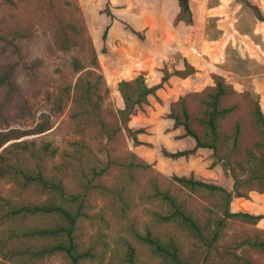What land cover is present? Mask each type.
<instances>
[{
	"label": "rangeland",
	"instance_id": "374dc122",
	"mask_svg": "<svg viewBox=\"0 0 264 264\" xmlns=\"http://www.w3.org/2000/svg\"><path fill=\"white\" fill-rule=\"evenodd\" d=\"M12 1L13 4L8 5L0 0V69L13 65L10 90L0 87V131H12L20 136L7 141L2 147L9 148L12 142L27 141L35 147L47 145L54 149V154L43 161L42 171L47 177L60 179L64 197L81 195L82 211L86 216L76 222L78 245L85 247L95 238L102 240L95 246L96 257L85 259L82 263L126 264L123 260V240H126L134 247L132 264H162L144 244L129 234L128 228L132 225L138 232L148 229L162 241L173 238L179 247L181 264H242L244 259L264 264L263 252L241 243L246 236L257 235L264 239V195L249 186L239 187L246 197L231 196L228 209L231 212L262 214L263 217L255 224L227 218L218 238L211 244H207L204 237H195L173 222L154 221L151 213L162 210L163 206L157 200L146 198L152 183L158 189L167 190L199 223L209 225L204 231L205 236L210 234L219 219L221 200L217 195L189 192L179 186L172 175H192L230 191L232 179L229 171L221 166L222 159L214 161L210 149L209 152L195 150L175 159L163 156L162 148L169 152L190 148L189 140H178L174 137L176 132H170L171 124L165 121V114L178 96H184L189 113L196 115L198 104L194 96L213 84V75L220 74L234 91L221 103H234L236 107L219 120V129L229 132L235 122L240 126V135L229 164L234 166L233 159L243 158L245 148L256 153L253 144L258 139V132L250 110L252 100L259 103V95L250 96L249 90L244 87L245 82L242 86L237 84L240 75L225 67V62L230 59L235 67L242 68L245 65H238L240 60H257V56H264V40H257L252 33L254 27L250 26L254 24L252 11L240 0H191L195 17L184 27L177 23L180 20L173 0ZM247 1L258 9H264V0ZM105 6L113 19L104 12ZM226 18L229 20V26L226 25L228 31L219 30L218 19ZM117 21L126 23L142 38L132 35ZM106 26V37L101 40ZM62 30L69 40L65 49H59L55 39ZM262 31L264 27L259 28V32ZM182 53L187 60L181 57ZM73 59L81 65L77 70L72 68ZM186 66L192 67L193 71L184 77L178 76L180 79H173L176 76L173 71ZM165 73L168 75L162 81ZM138 74L157 84L161 82L162 90L158 95L154 94V98L147 101V106L144 105L134 117L130 116V122H121L116 113L122 107L116 82L125 78L132 80ZM78 77L89 80L94 93L100 95V116L104 123L119 125V130L112 137L107 138L92 126H87L82 132L75 129L72 112L75 108L73 95L77 89L73 86ZM260 83L264 91V81ZM164 84H168L167 88ZM243 92L248 93L247 97ZM40 124L49 128L35 133ZM125 128H141L142 132L136 134L141 143L134 144ZM74 141H81L99 165H107L88 187L84 186L86 178L80 167L62 157L64 151L74 149ZM224 151L225 148H221L219 154ZM131 155L147 166L133 168L129 174H123L119 168L109 164L110 159L122 161L130 159ZM81 159L84 169L92 164L89 155H82ZM236 173L241 179L245 177V173ZM117 189H122L120 196L127 203L124 204V216L118 215L113 202L112 191ZM0 197L12 204L46 200L69 206L68 201L54 192H40L34 185L21 189L5 178L0 179ZM31 223L38 222L19 218L2 220V246H26L29 242L11 235ZM0 264L70 262L62 252H54L34 259L0 257Z\"/></svg>",
	"mask_w": 264,
	"mask_h": 264
},
{
	"label": "trees",
	"instance_id": "16d2710c",
	"mask_svg": "<svg viewBox=\"0 0 264 264\" xmlns=\"http://www.w3.org/2000/svg\"><path fill=\"white\" fill-rule=\"evenodd\" d=\"M5 4L12 5V0H2ZM253 13L259 21H264V15L259 9L249 3L247 0H240ZM178 6L177 18L186 23L191 21V14L188 7V0H176ZM104 12L113 19V15L105 6ZM119 22L132 35L142 38V36L126 23ZM73 29L72 26H70ZM107 26L101 33V40L106 37ZM64 30L59 31L56 35V43L59 49H65L69 40ZM0 39L2 37L0 36ZM71 42V41H70ZM103 50V49H102ZM95 60V59H93ZM72 68L77 70L80 64L76 59L71 61ZM94 61V65H95ZM13 65L9 64L0 69V87L6 91L10 90V75ZM193 71L192 67L186 66L181 70H174L172 74L184 77ZM168 74L165 73L162 81ZM213 84L202 90L194 98L198 104L196 115H191L186 105V98L178 96L173 101L167 113L166 118L172 120V128L180 127L182 135L188 136L193 140V146L189 149L176 150L174 152L161 149L163 156L175 159L193 153L197 148H208L214 161L223 160L221 166L229 171L232 179V190H226L224 187L205 182L194 178L192 175H172V179L182 188L189 192H198L203 195H217L221 200V215L215 222L214 227L210 230L208 236L204 231L209 228L208 224L199 223L198 219L186 210L183 204L172 196L167 190L158 189L152 183L147 199L159 201L163 206L162 210L153 211L152 219L156 222L168 223L173 222L180 228L186 230L195 237L206 239L207 244H211L219 236L221 227L227 218L238 219L241 222L255 224L260 220L262 214H251L247 212L235 211L228 209V203L231 196L246 197V194L239 189L240 186L247 185L250 189L264 195V113L259 109L257 101L252 100L250 116L253 125L257 129L258 139L254 142L256 153L250 149H244L243 158L232 160L234 166H230L229 159L234 155L237 139L240 135L239 123L235 122L229 132L219 129V120L232 112L236 105H223L221 100L228 94L234 92L232 87L225 83L223 77L213 75ZM161 86V82L156 85L147 86L141 74L136 75L132 80H119L116 82V90L120 96L122 107L116 110L121 122H125L131 115L142 110L147 104V96L154 95L155 90ZM76 94L73 95L75 108L72 117L75 120V129L82 132L87 126L97 128V130L107 138L112 137L119 125L117 123L106 125L100 116V95L94 93V89L89 80L85 77H78L73 86ZM247 97L248 93L243 92ZM195 125L198 127L196 129ZM49 128L48 125L40 124L35 133H40ZM130 137L134 144L141 142L136 138V134L142 132L141 128L131 130ZM12 131H0V179H8L24 189L29 186H36L40 192H54L59 197L69 202L68 207L56 204L52 201L27 202L23 204H12L8 200L0 197V223L6 218H19L35 220L38 223L28 224L20 228L11 236L26 242V246L21 248H4L0 243V257L9 259L13 257L42 258L54 252H62L69 260L70 264H83L85 259H94L97 255L95 251L96 244L102 240L95 238L85 247H80L76 241L75 229L76 222L80 217L86 216L82 211L81 195L74 194L64 197V189L57 177H47L42 171V163L46 157L54 154V149L48 148L47 145L35 147L27 141H16L10 143L9 148L2 147L7 141L18 138ZM74 149L71 152L64 151L62 157L67 162H73L80 167L82 175L86 178L84 186L88 187L94 177L102 174L107 165H99V161L90 155V151L81 141L72 142ZM225 148L222 155L219 150ZM82 155H89L92 164L82 168ZM70 157V158H69ZM132 158V159H131ZM130 159L119 161L110 159L109 164L119 168L122 173L129 174L131 169L145 167L146 163L138 161L133 155ZM213 161V162H214ZM86 171V172H84ZM245 173L241 179L236 172ZM122 189L112 191L113 202L117 206L118 215L124 216L127 205L123 196H120ZM79 198V200H77ZM125 204V205H124ZM129 234L139 243L144 244L149 252L156 256L162 264H181L179 256V247L173 238L168 237L165 241L160 240L156 235L151 234L148 229L138 232L132 225L128 228ZM124 242L123 260L126 264H132L134 259V247L126 240ZM242 244L259 250L264 253V239L257 235L246 236L241 241ZM242 264H254L246 259Z\"/></svg>",
	"mask_w": 264,
	"mask_h": 264
},
{
	"label": "crops",
	"instance_id": "0c3cea01",
	"mask_svg": "<svg viewBox=\"0 0 264 264\" xmlns=\"http://www.w3.org/2000/svg\"><path fill=\"white\" fill-rule=\"evenodd\" d=\"M174 1V3H175V6H176V11H175V13H177V11H178V6H177V3H176V0H173ZM188 7H189V10H190V14H191V21L194 19V17H195V15H194V13L192 12V4H191V0H188ZM258 8V7H257ZM259 11H260V13L261 14H263L264 15V9H262V8H260L259 9ZM223 21V22H222ZM254 24H252V25H250L251 27L253 26L254 27V29L252 30V33H253V36L257 39V40H264V31H262V32H259V28H262V27H264V21H259V20H257L255 17H254ZM229 22V20L226 18V19H218V21H217V28H219V30H223V31H228V28H227V26H229L228 23ZM178 24H179V26H187V25H189L190 23H188V24H185L182 20H180V21H178L177 22ZM227 25V26H226ZM257 31V32H256ZM256 32V33H255ZM194 50H196V49H194ZM181 57L183 58H185L186 60H187V57H186V55L184 54V53H182V55H181ZM257 58V60H255V59H251L250 61H244V60H240L239 61V63H238V65L239 64H243L244 63V65H245V67H235L236 65H234L235 63H233L234 61H232L231 62V59L226 63L225 62V67H227V69H230L231 71H232V73H234V71H235V73H237V74H239L240 76V78L238 79V85H240V86H242L241 84H242V82H245V85H244V87L247 89V90H249L248 92H249V94H250V96L251 95H254V94H256V95H259L258 97V99H259V109H260V111L262 112V113H264V103H262V101L264 100V91L262 90L263 88H261V86H262V84L260 83V81H264V56H257L256 57ZM184 60V59H183ZM191 63V62H190ZM193 63V62H192ZM195 68H197V67H195ZM239 68V69H238ZM198 70H199V68H197ZM220 69V68H219ZM220 71H222V70H220ZM228 72H230V71H228ZM231 73V72H230ZM234 73V74H235ZM217 74V73H216ZM220 75V74H219ZM135 77V76H134ZM133 77V78H134ZM143 78H144V76H143ZM180 79L178 76H173V79ZM170 79L171 80H173L172 78H171V76H170ZM242 79H243V81H242ZM123 80H129V79H123ZM131 80V79H130ZM158 82H160V81H158ZM170 82V81H169ZM144 83L147 85V86H151V85H155V84H157L156 83V81H150V80H146V79H144ZM244 84V83H243ZM165 85V87L167 88V86H168V84H164ZM159 90H162V88L161 87H158L156 90H155V92H154V94H156V95H158L159 93ZM251 92V93H250ZM253 93V94H252ZM154 95H148L147 96V101H149L150 102V100H151V98H154L153 97ZM147 106V105H146ZM131 117H134V115H131ZM165 121L167 122V123H170L171 124V129H172V131H170V132H176L175 134H176V136H174V137H176L178 140H181V139H183V140H189V143H190V148L193 146V140L192 141H190V137H188V136H183L182 135V129L180 128V127H176V128H172V120L171 119H169V118H165ZM128 122H130L129 120H128ZM189 149V148H188ZM202 150H206V151H208L209 152V149L208 148H197L196 149V152H198V151H202Z\"/></svg>",
	"mask_w": 264,
	"mask_h": 264
}]
</instances>
